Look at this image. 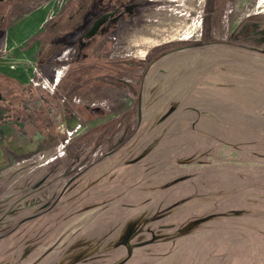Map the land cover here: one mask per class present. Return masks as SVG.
<instances>
[{"label": "rangeland", "instance_id": "rangeland-1", "mask_svg": "<svg viewBox=\"0 0 264 264\" xmlns=\"http://www.w3.org/2000/svg\"><path fill=\"white\" fill-rule=\"evenodd\" d=\"M0 15V94L51 121L0 144V264H264V0Z\"/></svg>", "mask_w": 264, "mask_h": 264}, {"label": "flooded vegetation", "instance_id": "flooded-vegetation-1", "mask_svg": "<svg viewBox=\"0 0 264 264\" xmlns=\"http://www.w3.org/2000/svg\"><path fill=\"white\" fill-rule=\"evenodd\" d=\"M2 1L4 0H0V4L2 3ZM1 18L2 17L0 15V19ZM32 100L34 104L32 109L40 111L42 114V116H40L41 118L38 117V119H35L37 114L33 113L32 116V112L28 110L29 107L27 108L22 101H19V103H12L7 99L4 100L3 96L0 94V124H2L0 125V130H3L1 129V126H4L5 127L4 129L6 130L8 129L7 131L11 132L12 131L11 129L13 128L11 127V125H15L17 127L15 130L13 129L14 130L13 134L10 135L7 140L4 141V143H6V147H8L10 151L12 150V148L17 149V146H21V145L22 148L23 147L28 148L36 144L37 142L44 140L49 135L48 131H45L44 133L39 132V130L37 129H34V131L32 132L27 131V127H28L27 124L32 125L36 122V124L39 123V124L47 125L51 122L47 119V114H48L47 111L49 110L48 107L45 106V108H43L41 105V103L45 104L46 98L42 95L37 94V96ZM14 105L19 107V109L22 111H28L27 119L22 120L20 118L21 114H14V115L11 114L12 108L10 107H13ZM25 121H28V123H26ZM55 121L57 123L60 122L57 119ZM15 142H17L18 144L15 145ZM9 153L12 154V152ZM9 153L6 152L7 157H9Z\"/></svg>", "mask_w": 264, "mask_h": 264}, {"label": "water", "instance_id": "water-1", "mask_svg": "<svg viewBox=\"0 0 264 264\" xmlns=\"http://www.w3.org/2000/svg\"><path fill=\"white\" fill-rule=\"evenodd\" d=\"M103 18H104V14L100 16L99 18L95 19L93 23L91 24L90 28L87 30L86 34L91 35L92 33H94L95 30L98 28V25L102 22ZM4 128H5L4 126H1V129L3 130H0V144H3L4 141L7 140L8 137L12 135L14 131L13 128L11 129L12 130L11 132L7 131L8 129L6 130Z\"/></svg>", "mask_w": 264, "mask_h": 264}, {"label": "crops", "instance_id": "crops-1", "mask_svg": "<svg viewBox=\"0 0 264 264\" xmlns=\"http://www.w3.org/2000/svg\"><path fill=\"white\" fill-rule=\"evenodd\" d=\"M11 127H13V129L15 130L17 127L15 125H11ZM18 144L17 142H15V145ZM18 147V146H17Z\"/></svg>", "mask_w": 264, "mask_h": 264}]
</instances>
